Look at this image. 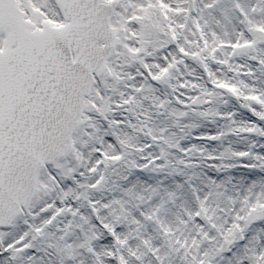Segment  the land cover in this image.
<instances>
[{
    "label": "snow or ice",
    "instance_id": "snow-or-ice-1",
    "mask_svg": "<svg viewBox=\"0 0 264 264\" xmlns=\"http://www.w3.org/2000/svg\"><path fill=\"white\" fill-rule=\"evenodd\" d=\"M0 264H264V0H0Z\"/></svg>",
    "mask_w": 264,
    "mask_h": 264
}]
</instances>
